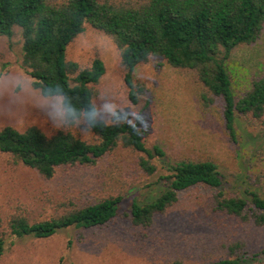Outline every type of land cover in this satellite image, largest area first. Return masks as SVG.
Returning <instances> with one entry per match:
<instances>
[{
    "label": "rangeland",
    "instance_id": "rangeland-1",
    "mask_svg": "<svg viewBox=\"0 0 264 264\" xmlns=\"http://www.w3.org/2000/svg\"><path fill=\"white\" fill-rule=\"evenodd\" d=\"M22 58L21 30L15 28L12 38L0 34V130L11 126L25 131L35 126L52 135L64 127L57 126L38 106L41 94L32 87ZM67 58L81 68L90 67L96 59L104 62L106 73L92 86L99 116L110 122L112 116L104 107L110 105L116 111L128 110L132 121L140 118L147 147L158 146L165 153L163 161H155L159 174L145 178L132 163L134 156L119 151L95 166L59 168L46 180L0 152V214L20 213L31 222L50 219L62 212L64 204L95 203L121 190L126 182L141 178L142 187L155 183L167 174L164 164L177 161H214L225 175L223 191L228 193L243 195L244 187L237 181L250 175L251 183L259 184L264 195V127L251 118L239 126L244 136L239 140L251 142L253 157L245 152L239 155L238 145L225 130L223 100L216 98L206 106L203 86L192 72L173 68L164 59H150L134 73L139 91L134 103L120 52L104 33L86 25L85 32L70 45ZM228 69L237 97L250 88L253 79L264 76V31L255 43L234 51ZM147 190L144 187L141 193ZM218 192L204 186L185 190L174 207L156 216L151 227L142 228L131 222L134 192L128 191L119 216L104 227L71 228L48 239L6 236L0 264H171L177 260L208 264L264 249V225L216 210Z\"/></svg>",
    "mask_w": 264,
    "mask_h": 264
},
{
    "label": "trees",
    "instance_id": "trees-1",
    "mask_svg": "<svg viewBox=\"0 0 264 264\" xmlns=\"http://www.w3.org/2000/svg\"><path fill=\"white\" fill-rule=\"evenodd\" d=\"M86 25L111 38L120 52L134 103L139 93L134 83L137 68L152 58L164 59L171 67L194 74L203 86L206 106L216 98L223 100L228 137L238 145L239 155L245 152L253 157L251 142L239 140L244 137L239 126L251 118L264 127V76L253 79L250 88L237 97L228 64L237 48L261 37L264 0H0V34L12 38L15 28L21 30L22 66L32 79V87L41 94L54 84L61 86L80 110L96 107L92 86L106 73L101 59L81 68L67 58L70 45L85 32ZM98 119L100 126L85 129L82 123L52 135L35 126L25 131L7 126L0 130V152L9 155L15 165L33 169L46 180L52 179L59 168L95 166L119 151L134 156L132 163L145 178L159 174L155 161H163L165 153L158 146L147 147L140 118L132 121L125 110L121 120ZM85 131L92 137L86 138ZM164 166L167 174L160 175L155 183L142 187L141 178L139 182H126L121 190L95 203L64 204L62 212L50 219L31 222L20 213L0 214V257L8 235L48 239L62 230H91L110 224L119 216L128 191L134 192L130 218L136 227H151L156 216L177 204L181 192L196 186L219 191L214 197L219 212L264 225V195L259 184L251 183L250 175L237 181L244 187L240 195L223 191L225 175L214 161H177ZM144 187L148 190L141 193ZM246 262L264 264V249L208 264ZM171 264L185 263L177 260Z\"/></svg>",
    "mask_w": 264,
    "mask_h": 264
},
{
    "label": "clouds",
    "instance_id": "clouds-1",
    "mask_svg": "<svg viewBox=\"0 0 264 264\" xmlns=\"http://www.w3.org/2000/svg\"><path fill=\"white\" fill-rule=\"evenodd\" d=\"M38 106L59 127H79L83 123L85 129H91L101 125L98 119L99 111L95 106H89L83 110L78 109L72 104L65 89L55 84L42 91ZM104 107L112 117L121 120L125 109L120 108L116 111L110 105Z\"/></svg>",
    "mask_w": 264,
    "mask_h": 264
}]
</instances>
